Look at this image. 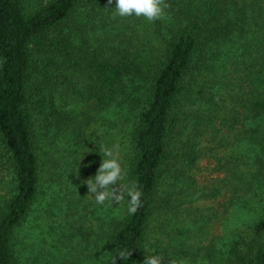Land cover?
<instances>
[{"label":"trees","instance_id":"1","mask_svg":"<svg viewBox=\"0 0 264 264\" xmlns=\"http://www.w3.org/2000/svg\"><path fill=\"white\" fill-rule=\"evenodd\" d=\"M166 3L149 22L115 0H0V264H264V0ZM101 143L142 192L134 215L89 209ZM43 161L68 205L34 255L19 228Z\"/></svg>","mask_w":264,"mask_h":264},{"label":"clouds","instance_id":"2","mask_svg":"<svg viewBox=\"0 0 264 264\" xmlns=\"http://www.w3.org/2000/svg\"><path fill=\"white\" fill-rule=\"evenodd\" d=\"M107 2L108 5L113 4V0H107ZM169 7L166 0H115L114 17L134 15L144 17L149 22H155L164 19L166 9ZM98 151L102 156V162L97 169V174L82 183L87 185L88 193L94 196L98 205H104L106 201L120 204L127 198L128 213L134 215L142 206V192L137 183L127 179V171L122 167L116 151L102 143L98 146ZM145 251L147 252L146 249ZM131 255V251L122 250L116 258H113L112 264H117L118 258L126 262ZM163 260L162 255L148 254L143 264H163ZM170 264H176V261L170 260Z\"/></svg>","mask_w":264,"mask_h":264},{"label":"rangeland","instance_id":"3","mask_svg":"<svg viewBox=\"0 0 264 264\" xmlns=\"http://www.w3.org/2000/svg\"><path fill=\"white\" fill-rule=\"evenodd\" d=\"M98 129L100 128L98 127ZM44 161L41 162V179L39 186V194L38 198L33 202L34 209L30 212L26 223L22 224V226L19 228V237H22V241L28 246L27 253L34 255L38 251L37 249L39 247H41L42 249L41 244H45H43V239L45 237L48 239V245H56V243L60 242L57 239V234H55V232L60 231L59 222L61 221V218L64 215L63 211L66 210V206L68 205V198L64 190V188L66 187V181L68 179V173L65 172L64 168H61L60 171L56 169L54 175V173L52 172L53 167H50L49 164L45 163ZM206 161V157H203L201 159L202 164H205ZM57 172H61L60 175ZM9 185V182H1L0 193L6 191ZM219 198L217 201L222 200L221 196ZM86 199L89 209H92L98 205H96L95 198L92 194L87 193ZM215 201L216 200L209 198H201L197 202L209 206L212 205ZM95 211V214H99L102 209L97 208V210ZM232 211L233 209H231V213ZM235 214L240 217L241 221L248 218V214H245L244 211H237V213L234 211L233 217L235 216ZM89 216V221L86 222L87 226H89L92 222L94 223L95 221L94 216H92L91 212L89 213ZM74 242L75 244H78L80 241ZM80 245V248L83 249L84 243ZM89 246L90 245L83 249L84 254L88 253ZM84 254L80 253V257L83 260L82 262L88 263V258H86ZM25 264L29 263L25 262Z\"/></svg>","mask_w":264,"mask_h":264}]
</instances>
